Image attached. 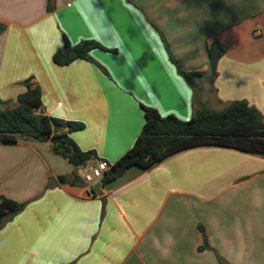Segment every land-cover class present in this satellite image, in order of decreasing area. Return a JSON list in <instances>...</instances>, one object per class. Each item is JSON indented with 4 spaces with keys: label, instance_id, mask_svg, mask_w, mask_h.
Returning <instances> with one entry per match:
<instances>
[{
    "label": "crops",
    "instance_id": "obj_1",
    "mask_svg": "<svg viewBox=\"0 0 264 264\" xmlns=\"http://www.w3.org/2000/svg\"><path fill=\"white\" fill-rule=\"evenodd\" d=\"M0 0V108L31 79L45 113L84 124L83 150L115 162L145 123L244 99L264 117V0ZM64 35L90 55L54 62ZM228 46L213 75L207 47ZM200 72L192 82L177 71ZM79 178L74 181V175ZM64 178V179H61ZM0 264H264V157L220 146L128 168L93 191L50 142L0 143ZM203 246V248H201Z\"/></svg>",
    "mask_w": 264,
    "mask_h": 264
},
{
    "label": "trees",
    "instance_id": "obj_2",
    "mask_svg": "<svg viewBox=\"0 0 264 264\" xmlns=\"http://www.w3.org/2000/svg\"><path fill=\"white\" fill-rule=\"evenodd\" d=\"M55 8V0H48L47 10ZM4 24L0 23V34ZM95 40H82L71 44L64 35V44L53 55L59 65H68L77 59H85L102 66L90 55L94 48H101ZM228 46L215 38L207 47L210 68L217 75L219 59L226 53ZM171 60L176 63L172 54ZM177 71L188 82H192L200 72H188L177 65ZM26 90L17 98V105L0 108V143L15 144L20 138L49 141L54 152L63 155L75 166H82L90 160H98L95 150H83L72 137L71 132L80 130L84 124L74 120H64L41 114L43 106L41 89L31 79L25 82ZM145 123L132 147L115 162H107L101 182L106 184L121 176L128 168L137 166L148 170L166 157L181 150L200 146H220L264 157V117L247 100L229 102L221 110L202 105L188 120L175 115H161L157 109L141 105ZM79 174L74 175V181ZM64 179V178H61ZM24 203L6 196H0V229L4 222L13 218L23 209ZM203 248V246L201 247Z\"/></svg>",
    "mask_w": 264,
    "mask_h": 264
},
{
    "label": "built area",
    "instance_id": "obj_3",
    "mask_svg": "<svg viewBox=\"0 0 264 264\" xmlns=\"http://www.w3.org/2000/svg\"><path fill=\"white\" fill-rule=\"evenodd\" d=\"M108 163L103 159H92L85 165L80 166V178L85 185L92 186L95 182L101 181L106 170Z\"/></svg>",
    "mask_w": 264,
    "mask_h": 264
},
{
    "label": "water",
    "instance_id": "obj_4",
    "mask_svg": "<svg viewBox=\"0 0 264 264\" xmlns=\"http://www.w3.org/2000/svg\"><path fill=\"white\" fill-rule=\"evenodd\" d=\"M39 113L44 114L45 113V109L43 107H40L38 110ZM93 191L97 194H100L102 192V182L101 181H97L94 183L93 185Z\"/></svg>",
    "mask_w": 264,
    "mask_h": 264
}]
</instances>
